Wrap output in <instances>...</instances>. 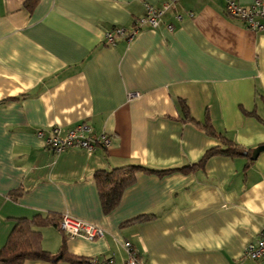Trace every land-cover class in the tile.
<instances>
[{
  "label": "crops",
  "instance_id": "0c3cea01",
  "mask_svg": "<svg viewBox=\"0 0 264 264\" xmlns=\"http://www.w3.org/2000/svg\"><path fill=\"white\" fill-rule=\"evenodd\" d=\"M28 1L0 0V249L19 219L56 214L104 231L90 241L41 228L56 255L66 238L78 259L121 264L130 241L144 264H264L244 258L264 231V152L247 153L264 145V32L228 16V0H178L156 29L108 46L107 31H132L168 0H37L32 11ZM180 99L247 155H216L189 173L139 172L105 213L97 171L198 165L221 145L184 121ZM82 123L110 147H47L54 127Z\"/></svg>",
  "mask_w": 264,
  "mask_h": 264
},
{
  "label": "trees",
  "instance_id": "16d2710c",
  "mask_svg": "<svg viewBox=\"0 0 264 264\" xmlns=\"http://www.w3.org/2000/svg\"><path fill=\"white\" fill-rule=\"evenodd\" d=\"M36 3L37 0H29L27 2V8L32 11ZM179 105L184 121H190L198 125L208 136L218 138L221 145L207 151L198 165L186 166L166 171L154 170L140 165H127L114 168L110 171H97L94 177L99 187L100 197L105 213L109 214L119 206L124 191L133 185L136 175L139 172L159 175H165L174 171L189 173L194 171L198 166H203L205 162L213 156L222 155L230 158H238L242 157L243 153L247 152L234 141L228 139L223 134L218 133L209 119H206L203 123L195 121L190 114L188 104L185 100L180 99ZM246 114L250 115L249 113ZM251 115L256 114L252 113ZM256 117L264 123L263 119L258 116ZM247 153L250 156V151ZM251 163L253 162H249L246 167L249 168ZM152 217L153 215H146L139 218V220L147 221ZM61 220L62 217L56 214H50L45 217L36 216L33 219H19L10 234L6 245L0 249V263L24 264L27 261L58 262L60 260H65L78 264H89L90 259H78L67 252L66 238H64L61 249L57 255L48 252L43 248L42 233L40 229L53 226L61 230Z\"/></svg>",
  "mask_w": 264,
  "mask_h": 264
},
{
  "label": "built area",
  "instance_id": "2783aa9c",
  "mask_svg": "<svg viewBox=\"0 0 264 264\" xmlns=\"http://www.w3.org/2000/svg\"><path fill=\"white\" fill-rule=\"evenodd\" d=\"M178 0H168L160 8L149 6L147 13L136 21L132 31L126 28H114L105 33L104 43L114 46L119 40L131 41L145 26L156 29L161 24L162 15L171 8ZM226 14L231 18L244 23L249 29L256 32H264V0H255L249 6H242L236 0H228ZM193 16V14H189ZM179 19H182L180 16ZM172 29V27H169ZM39 137L43 138L45 133L40 131ZM47 147L54 153H62L70 148H82L94 152L99 147L108 148L111 145V138L105 133L96 134L87 124L82 123L68 130L65 134L59 127H54L46 138ZM61 229L71 238L84 237L94 241L104 236V231L96 226L83 221L72 219L68 215L62 217ZM127 258L121 264H144L143 260L135 250L130 241L123 244ZM244 258L251 261L264 260V231L257 242L250 244L245 251ZM89 264H117L114 258L90 259Z\"/></svg>",
  "mask_w": 264,
  "mask_h": 264
},
{
  "label": "water",
  "instance_id": "95a60500",
  "mask_svg": "<svg viewBox=\"0 0 264 264\" xmlns=\"http://www.w3.org/2000/svg\"><path fill=\"white\" fill-rule=\"evenodd\" d=\"M263 152H264V145H261L258 148L254 149L253 152L251 153V160H253V161L257 160V158L259 157V155L261 153H263ZM243 155L246 156L247 153L245 152V153H243Z\"/></svg>",
  "mask_w": 264,
  "mask_h": 264
}]
</instances>
